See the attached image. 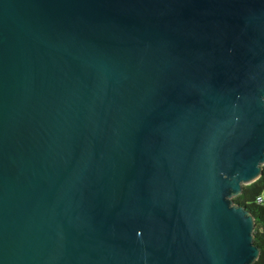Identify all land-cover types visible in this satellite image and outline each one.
Returning a JSON list of instances; mask_svg holds the SVG:
<instances>
[{
	"label": "water",
	"instance_id": "95a60500",
	"mask_svg": "<svg viewBox=\"0 0 264 264\" xmlns=\"http://www.w3.org/2000/svg\"><path fill=\"white\" fill-rule=\"evenodd\" d=\"M264 0H0V264H252Z\"/></svg>",
	"mask_w": 264,
	"mask_h": 264
},
{
	"label": "trees",
	"instance_id": "16d2710c",
	"mask_svg": "<svg viewBox=\"0 0 264 264\" xmlns=\"http://www.w3.org/2000/svg\"><path fill=\"white\" fill-rule=\"evenodd\" d=\"M264 165L258 178L249 184L243 185L240 194L233 200L243 205L254 218L253 242L258 247V257L252 264H264ZM262 196V201L256 198Z\"/></svg>",
	"mask_w": 264,
	"mask_h": 264
},
{
	"label": "built area",
	"instance_id": "2783aa9c",
	"mask_svg": "<svg viewBox=\"0 0 264 264\" xmlns=\"http://www.w3.org/2000/svg\"><path fill=\"white\" fill-rule=\"evenodd\" d=\"M262 199H263L262 196H258V197L256 198V201H257V202H261Z\"/></svg>",
	"mask_w": 264,
	"mask_h": 264
},
{
	"label": "rangeland",
	"instance_id": "374dc122",
	"mask_svg": "<svg viewBox=\"0 0 264 264\" xmlns=\"http://www.w3.org/2000/svg\"><path fill=\"white\" fill-rule=\"evenodd\" d=\"M263 195H264V190H263Z\"/></svg>",
	"mask_w": 264,
	"mask_h": 264
}]
</instances>
